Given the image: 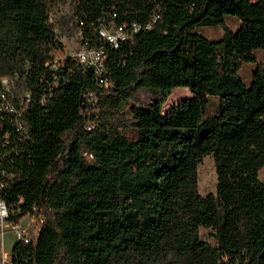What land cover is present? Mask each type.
<instances>
[{"label":"trees","instance_id":"16d2710c","mask_svg":"<svg viewBox=\"0 0 264 264\" xmlns=\"http://www.w3.org/2000/svg\"><path fill=\"white\" fill-rule=\"evenodd\" d=\"M55 1L65 0H0V91L6 77L29 93L26 135L1 161L13 174L3 195L44 211L37 264H264V66L247 82L238 75L264 50V0H70L80 40L105 46V86L55 57ZM110 19L141 26L109 47L94 29ZM176 86L190 94L162 111ZM126 104L131 135L119 126ZM8 128L0 113V137ZM205 154L216 180L201 194Z\"/></svg>","mask_w":264,"mask_h":264},{"label":"built area","instance_id":"2783aa9c","mask_svg":"<svg viewBox=\"0 0 264 264\" xmlns=\"http://www.w3.org/2000/svg\"><path fill=\"white\" fill-rule=\"evenodd\" d=\"M153 19L155 14L150 17V20ZM140 26L138 22L115 23L110 19L98 21L94 30L98 38L104 40L109 47L116 48L121 40L130 37ZM144 26H149V21ZM81 33L78 27L80 37ZM80 37L76 50L66 53L64 57H73L81 65L91 67L96 83L102 86L107 85L104 76L107 56L105 46L101 43L88 45L85 40L81 41ZM1 83L3 89L0 91V113L9 123V128L0 137V264H37L31 251L44 211L35 202L30 204L28 209L21 211L19 204L22 198H18L14 203L6 200L3 193L13 174L8 173L1 165L2 159L6 158L16 143L26 135L23 115L29 93L14 91L6 77L1 78ZM9 140L11 144H8Z\"/></svg>","mask_w":264,"mask_h":264},{"label":"rangeland","instance_id":"374dc122","mask_svg":"<svg viewBox=\"0 0 264 264\" xmlns=\"http://www.w3.org/2000/svg\"><path fill=\"white\" fill-rule=\"evenodd\" d=\"M48 20L51 23L54 33L57 39L61 43V49L57 52L56 58H62L65 56L66 53H69L72 50H76L79 44V34H78V27L75 22L74 15L72 13L70 7V0L65 1H55L52 6L50 7L48 13ZM224 22L226 26L232 30H234L239 21L233 15L226 14L224 16ZM197 29L205 35L209 39H216L221 36L222 28L220 25L213 26V25H201L198 26ZM255 61L254 62H242L238 69V75L242 78L243 81L247 82L250 78L251 70L257 66L262 65L264 66V50L261 48H257L254 50ZM14 86L12 89L17 91V86L15 83H12ZM190 92L186 87L183 86H176L171 88L170 92L165 96L161 109L165 111L173 102L182 98L184 96L189 95ZM135 97L137 101L145 102L149 98V94L146 90L140 89L137 90L135 93ZM210 102L208 105V109L211 110L215 107L217 102L216 94H211L209 96ZM126 104L120 110L122 112L121 121L124 122L119 126L122 127V133L126 135H131V129L128 127V119L130 117ZM116 116V114H115ZM111 121L114 123V117L111 118ZM196 175H197V190L199 193L204 194L208 191L213 192L215 189V169L213 164L212 156L209 154H205L201 157L199 163L196 166ZM258 177L264 181V164L260 166L258 169ZM201 236L209 239L208 235L206 234L203 228H200Z\"/></svg>","mask_w":264,"mask_h":264}]
</instances>
